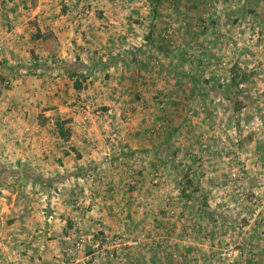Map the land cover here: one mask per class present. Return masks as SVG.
<instances>
[{
    "label": "rangeland",
    "instance_id": "374dc122",
    "mask_svg": "<svg viewBox=\"0 0 264 264\" xmlns=\"http://www.w3.org/2000/svg\"><path fill=\"white\" fill-rule=\"evenodd\" d=\"M0 264H264V0H0Z\"/></svg>",
    "mask_w": 264,
    "mask_h": 264
},
{
    "label": "crops",
    "instance_id": "0c3cea01",
    "mask_svg": "<svg viewBox=\"0 0 264 264\" xmlns=\"http://www.w3.org/2000/svg\"><path fill=\"white\" fill-rule=\"evenodd\" d=\"M68 30H72V28H71V26H70V28L68 29ZM116 31V30H115ZM119 61H118V58L117 57H115V59L113 58V59H106V60H101L100 58H98V59H96V62H93L94 64L92 65V64H90V66H85V68H87V70L89 71H91V70H100L102 73H104L105 71H107V73L109 72L110 74L111 73H113V70L112 71H110L112 68H115V67H113V66H115L117 63H118ZM96 64H98V66H96ZM118 66L119 65H116V68H118ZM64 68H65V72L67 73V75H68V77L70 78V79H73V80H75V79H77L76 77H75V75H76V72H77V70L79 69V68H81V66H78L77 64H71L70 63V65H66V66H64ZM90 68V69H89ZM71 71L73 72V74L71 73ZM100 72V73H101ZM88 73H90V72H88ZM105 74H106V72H105ZM90 75L91 74H88L87 76H86V78H88V77H90ZM98 75V74H97ZM85 78V79H86ZM101 154H94L93 156H87V158L86 157H84L83 156V159H82V162L81 161H79V163H78V168H76V171H77V174H75L74 176H79L80 174H82L83 172H82V168H83V165H84V162H83V160L84 159H91L92 161L91 162H89L88 163V166H86V167H92L93 168V170L95 171V169H96V165H98L99 164V161H100V159H102L101 158V156H100ZM115 157V156H114ZM110 158V157H109ZM111 159V161H115V159L113 160L112 158H110ZM107 160V159H106ZM105 160V161H106ZM87 172V171H86Z\"/></svg>",
    "mask_w": 264,
    "mask_h": 264
},
{
    "label": "trees",
    "instance_id": "16d2710c",
    "mask_svg": "<svg viewBox=\"0 0 264 264\" xmlns=\"http://www.w3.org/2000/svg\"><path fill=\"white\" fill-rule=\"evenodd\" d=\"M157 3H160L161 2V0H155ZM34 40L35 41H40V43L42 44V50H43V52H45V53H53L54 51H55V48H56V40H55V38H54V36H53V34L52 33H42V32H40V31H38L37 33H36V35L34 36ZM240 78H239V76L237 77V78H232V80H233V82H234V84L235 83H237V81L239 80ZM197 81H195V83H196ZM77 89H80V85L78 84L77 86ZM197 87H199V86H197ZM199 89V88H198ZM235 95V94H234ZM235 104H236V111L237 112H240L241 111V107H240V105H239V103L238 102H235ZM57 129H58V132L60 133V135L64 138V136H65V133H68L69 134V131L67 130V129H65L64 127H63V125L62 124H60V123H57ZM66 131V132H65ZM68 134H67V136H68ZM65 139H67L66 137H65ZM187 179H189L188 178V176H186V180ZM188 182H187V184H188V186H187V188H189L190 187V185H191V180H187ZM186 188V189H187ZM186 189H184L183 190V192H185V190ZM191 189V188H190ZM197 191V190H196Z\"/></svg>",
    "mask_w": 264,
    "mask_h": 264
},
{
    "label": "built area",
    "instance_id": "2783aa9c",
    "mask_svg": "<svg viewBox=\"0 0 264 264\" xmlns=\"http://www.w3.org/2000/svg\"><path fill=\"white\" fill-rule=\"evenodd\" d=\"M109 239H107L108 241ZM122 240L121 239H118V240H115L113 241L112 243L114 244V247H117L121 244ZM232 247H230L228 250H226L222 255H221V260L222 261H228V262H231L233 261V258H234V253L232 251Z\"/></svg>",
    "mask_w": 264,
    "mask_h": 264
}]
</instances>
